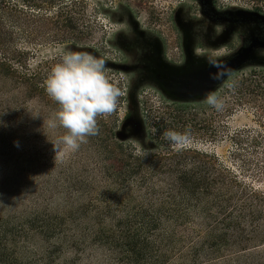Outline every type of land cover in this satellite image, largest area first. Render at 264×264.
Instances as JSON below:
<instances>
[{"label":"rangeland","instance_id":"rangeland-1","mask_svg":"<svg viewBox=\"0 0 264 264\" xmlns=\"http://www.w3.org/2000/svg\"><path fill=\"white\" fill-rule=\"evenodd\" d=\"M256 7L264 10V1L0 0V29L8 33V51L26 53L13 59V65L30 78L37 75L34 82L44 90L30 93L15 80L0 77V96L11 109L1 119L8 130L7 148L0 154V215L25 214L33 205L46 204L50 214L58 207L98 208L82 225L97 220L108 229L107 225L120 222L122 230L117 233L123 248L130 241V224L152 226L146 211L117 206L128 197L115 194V186L98 171V161L110 153L103 148L99 152L95 137L77 152L55 160L51 141L65 130L44 127V119L54 118L58 110L44 82L69 50L87 51L107 61L106 72L124 95L117 111L106 119L115 123L117 139L126 147L146 155L159 151L147 136L148 106L166 104L162 95L189 101L200 111L197 127H208L190 131V146L215 154L264 193V15L255 12ZM81 32L78 41L63 38ZM210 56L223 67L209 63ZM225 70L236 73L214 78ZM228 84H242L240 92L233 93ZM210 92L224 100L221 110L205 102ZM106 209L111 212L102 213ZM258 223H264V217ZM250 236L255 237L253 243L264 239ZM53 242L59 244L61 239L55 237ZM90 242L91 247L80 251L78 264H107L101 257L107 250ZM236 249L227 248L223 254L234 255ZM251 252L264 257V245ZM73 255L68 249L61 259Z\"/></svg>","mask_w":264,"mask_h":264},{"label":"trees","instance_id":"trees-1","mask_svg":"<svg viewBox=\"0 0 264 264\" xmlns=\"http://www.w3.org/2000/svg\"><path fill=\"white\" fill-rule=\"evenodd\" d=\"M254 11L264 15L261 7ZM64 20L70 22L71 18L65 16ZM80 34L63 38L78 41ZM5 35L7 31L0 29V50L4 47L9 52ZM6 51H0V77L15 80L27 92H44L34 82L37 75L30 78L13 65V59L26 53L15 48ZM241 85H233V93L240 92ZM162 96L166 104L148 106L150 113L145 116L147 136L159 151L135 153L117 139L115 123L104 117L98 120L99 134L88 138L97 139L99 152L103 148L110 153L98 161V171L115 186V194L128 197L117 206L146 211L152 226L128 224L132 234L123 248L117 233L122 230L120 222L107 225L108 229L106 223L97 220L82 225L86 216L98 208L56 207V212L50 214L49 205H33L25 214L0 215V264H78L80 251L91 247L90 241L107 250L101 255L107 264H264L263 256L251 252L264 245V239L253 243L255 237L250 236L264 235V223H258L264 217V193L247 184L213 153L192 146L174 150L164 139V131L190 132L208 127H197L200 111L193 103ZM4 104L8 101L0 96V154L7 148L4 136L8 130L1 119L11 111ZM55 237L61 239L59 244L52 243ZM227 248H237L238 253L223 254ZM68 249L75 256L62 260L61 254Z\"/></svg>","mask_w":264,"mask_h":264},{"label":"clouds","instance_id":"clouds-1","mask_svg":"<svg viewBox=\"0 0 264 264\" xmlns=\"http://www.w3.org/2000/svg\"><path fill=\"white\" fill-rule=\"evenodd\" d=\"M209 63L219 65L214 57H208ZM106 60L87 51L65 52L59 62L51 69L44 87L47 95L58 105L54 118L44 119L50 129L62 128L64 134L53 143L55 160L77 152L88 138L99 134L98 118H107L114 114L123 90L114 78L106 72ZM230 75V70L217 73L214 78L222 79ZM232 88V84H228ZM205 102L221 110L224 100L216 93L206 95ZM163 137L170 146L181 151L191 144L188 130L178 132L172 129L164 131Z\"/></svg>","mask_w":264,"mask_h":264}]
</instances>
